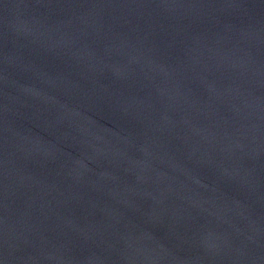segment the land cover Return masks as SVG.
<instances>
[{"label": "water", "instance_id": "95a60500", "mask_svg": "<svg viewBox=\"0 0 264 264\" xmlns=\"http://www.w3.org/2000/svg\"><path fill=\"white\" fill-rule=\"evenodd\" d=\"M0 264H264V0H0Z\"/></svg>", "mask_w": 264, "mask_h": 264}]
</instances>
